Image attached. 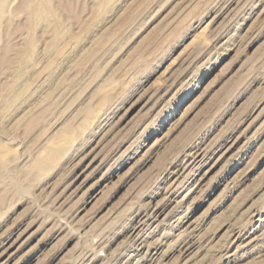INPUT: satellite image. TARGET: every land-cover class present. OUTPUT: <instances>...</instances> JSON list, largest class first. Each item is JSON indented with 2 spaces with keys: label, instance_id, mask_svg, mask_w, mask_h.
Segmentation results:
<instances>
[{
  "label": "rangeland",
  "instance_id": "obj_1",
  "mask_svg": "<svg viewBox=\"0 0 264 264\" xmlns=\"http://www.w3.org/2000/svg\"><path fill=\"white\" fill-rule=\"evenodd\" d=\"M153 263L264 264V0H0V264Z\"/></svg>",
  "mask_w": 264,
  "mask_h": 264
},
{
  "label": "bare ground",
  "instance_id": "obj_2",
  "mask_svg": "<svg viewBox=\"0 0 264 264\" xmlns=\"http://www.w3.org/2000/svg\"><path fill=\"white\" fill-rule=\"evenodd\" d=\"M44 11V10H43ZM35 17H37V19L38 18H40V17H42L43 15H44V13L41 11V10H35ZM48 17V16H47ZM36 19V20H37ZM31 43V42H30ZM32 46H33V44H31V48H32ZM32 51V50H31ZM27 61V60H26ZM13 89V88H12ZM15 91V90H14ZM12 94H13V92H12ZM148 222V221H147ZM182 242V241H181ZM135 245V244H134ZM181 245V244H180ZM142 246V245H141ZM192 246V245H191ZM156 261V260H155ZM154 264V263H153ZM157 264V263H156Z\"/></svg>",
  "mask_w": 264,
  "mask_h": 264
}]
</instances>
